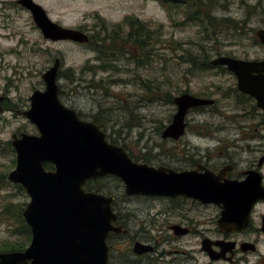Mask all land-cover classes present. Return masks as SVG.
<instances>
[{
    "label": "rangeland",
    "instance_id": "obj_1",
    "mask_svg": "<svg viewBox=\"0 0 264 264\" xmlns=\"http://www.w3.org/2000/svg\"><path fill=\"white\" fill-rule=\"evenodd\" d=\"M42 1L56 20L61 19L70 26L85 23V19L93 24L94 10L101 5L104 13H116L117 19H122L127 11L143 13L150 29H156L164 21L166 31L162 41L152 40L147 46L153 49L149 63L139 64L134 58L112 63L113 69L107 63L106 70L98 67L102 62L94 47L45 41L29 13L9 5V9L0 12V27L8 25L0 29V95L8 97L5 110L0 113V247L28 242L25 236L14 231L21 210L31 198L23 186L19 188L7 176L17 163L11 140L14 132L38 133L24 111L31 107L33 91L45 90L43 73L56 59L61 61L58 82L62 102L77 110L81 118L98 121L110 141L127 151L136 150L140 155L146 144L154 147L161 142L158 132L176 112L170 96L187 91L218 100V105L190 114L191 125L222 119L223 113H218L217 108L222 109L228 102L225 88L235 85L236 79L218 69L199 68L198 64L190 63L191 59L200 57L205 48H209L212 57L220 53L238 57L262 54L255 30L264 26V0H203L206 5H201L208 9L207 13L200 12L199 8L174 9L170 4L164 10L156 0H149L146 6L139 0ZM3 3L0 0V6ZM197 15L202 17L201 21L196 19ZM213 16L230 18L232 23L215 25ZM241 24L244 32L238 31L237 26ZM118 78L122 79L115 80ZM161 83H165L164 88ZM166 92L171 95L168 97ZM191 130L196 129L190 126ZM120 184L114 177H106L90 186L110 193L121 191ZM253 221L255 225L259 223L258 218ZM239 238L252 240L248 234ZM259 248L260 253L243 252L249 262L242 264H264V236Z\"/></svg>",
    "mask_w": 264,
    "mask_h": 264
},
{
    "label": "flooded vegetation",
    "instance_id": "obj_2",
    "mask_svg": "<svg viewBox=\"0 0 264 264\" xmlns=\"http://www.w3.org/2000/svg\"><path fill=\"white\" fill-rule=\"evenodd\" d=\"M2 1L4 3L0 6V12L3 13L4 10L9 9L7 5L12 8L18 7L31 15L35 28L45 41H56L45 35L37 24L34 12L30 7L19 0ZM33 1L43 7L53 21L65 27L78 28L89 35L87 42L59 41L94 47L98 52V59L102 62L101 65H98L99 68L107 70L109 69L107 63H110V69H113L112 63L115 64L116 61L129 62L134 58L139 64H147L153 52V49H148L147 46L152 40L162 41L164 39L166 23L159 22L157 30L155 28L152 30L149 20L142 17L143 13L127 11L122 19H117L116 13H104L102 6L99 5L92 16L93 24L88 23L85 19V23L70 26L62 22L61 19L56 20L42 0ZM139 1L144 2L146 6L149 0ZM156 1L164 10L170 4L172 8L179 10L184 7L186 9L199 8L200 12L207 13L208 11L202 7V5H206L203 0ZM5 18L9 19L10 17L6 16ZM6 27L8 28V25L3 24L0 29ZM243 27L242 24L237 26L238 31L244 32ZM260 29H264V26L255 30L256 38L261 45L262 54L260 56L238 57L220 53V55L212 57L209 48H205L200 57L190 61L192 64H198L199 68L218 69L220 72L229 73L236 79L235 85L225 88L228 89V94L225 97L228 102L223 105L222 109L217 108L218 113H223L221 120H206L191 125L189 115L194 111L202 112L208 106L218 105V100L215 98L196 95L212 99L213 103L189 109L183 133L178 137H164L163 133L173 122L178 111L175 98L187 91L180 92L172 98L171 93L166 92V95L174 101L176 112L173 114L172 120L159 130L161 142L156 143L154 147L146 144L143 147L144 152H141L140 155L136 150L127 151L124 147L135 162L163 168L168 171L167 174L170 173V170L177 173H194L195 180L191 176H185V179H180V183L178 182L179 184L174 187V191L180 193L170 195L129 194L124 181L111 174L87 180L84 185L85 190L110 195L114 198L112 209L116 218L112 222L115 229L110 231L107 237L108 264H242L249 262L242 255L243 252L250 250L252 253H260V240L264 236V109L258 105V101L253 95L239 89L238 76L233 70L225 64L214 63V60L221 56L264 61V43L257 33ZM110 49H112L111 52ZM114 66V69H117V66ZM127 68L125 67V70ZM258 73L264 74V70L254 72V74ZM119 79L122 78L115 80ZM161 86L164 88L165 83H161ZM4 95H0L4 97L3 103L8 98L6 94ZM171 100L168 99V101ZM4 105L5 103L2 112L5 110ZM78 114L80 116L79 112ZM190 126L196 130L189 131ZM22 133L30 132H14L12 140L15 135L20 137ZM50 165L46 163L45 167L53 169L54 166L50 168L52 166ZM13 169L8 172V178ZM106 177H114L119 180L121 184L118 185V188L121 191L104 193L90 186L95 179ZM187 177L195 186L187 184ZM163 180L167 182L169 179L165 176ZM235 182L242 186L234 184ZM18 187L22 188L20 184ZM221 189L224 191L225 204L222 201H214L207 194L208 191ZM26 206L17 218L14 231L25 236L28 239L27 244L2 245L0 253L25 252L31 245L33 231L24 216ZM226 206L241 208L245 213V215H241L245 218H234L232 225L227 224V227H223L220 222ZM249 209L251 211L248 213ZM246 214H249L247 215L249 220ZM254 218H258L257 225L254 224ZM246 234L252 236V240L239 238ZM246 242L251 245L245 247ZM51 246L53 245L51 244ZM31 262L32 259H29L23 264ZM55 263V261H51L49 264Z\"/></svg>",
    "mask_w": 264,
    "mask_h": 264
},
{
    "label": "water",
    "instance_id": "obj_3",
    "mask_svg": "<svg viewBox=\"0 0 264 264\" xmlns=\"http://www.w3.org/2000/svg\"><path fill=\"white\" fill-rule=\"evenodd\" d=\"M19 1L33 10L37 24L47 37L56 41H89L86 32L53 21L33 0ZM257 33L264 43V29ZM214 63L225 64L233 70L238 76L239 89L253 95L264 109V74H254L264 70V61L221 56ZM60 65V59H56L43 73L45 90L37 89L32 93L31 107L25 111L39 133H22L12 140L17 166L9 173V178L21 184L31 198L24 216L32 227L33 240L25 252L0 253V264H23L29 259H32L29 264L51 261L55 264H108L107 237L115 229L112 223L116 218L112 209L114 198L85 190L89 179L116 175L124 181L129 194L158 195L180 193L175 192L174 187L185 176L195 180L194 173L170 170L167 174L163 168L133 161L123 146L108 140L107 133L96 122L82 119L75 109L64 104L58 82ZM3 100L0 96V113ZM175 103L178 111L163 133L164 137L180 136L189 109L211 104L213 100L187 92L177 96ZM46 163L53 164L54 168L47 169ZM165 176L169 179L167 182L163 180ZM188 177L187 184L195 186ZM207 194L214 201L226 203L223 189ZM242 211L226 206L221 225H232L234 218L244 219ZM250 245L246 242L245 247Z\"/></svg>",
    "mask_w": 264,
    "mask_h": 264
},
{
    "label": "trees",
    "instance_id": "obj_4",
    "mask_svg": "<svg viewBox=\"0 0 264 264\" xmlns=\"http://www.w3.org/2000/svg\"><path fill=\"white\" fill-rule=\"evenodd\" d=\"M199 14V13H198ZM200 15V14H199ZM197 15L196 19L198 21L202 20V17ZM209 15V14H208ZM195 14H191V17H195ZM211 18V17H210ZM204 23V22H203ZM213 24L215 25H222V24H227V23H232V20L230 18L227 17H221V18H217L216 16H213ZM112 51V49H110V52ZM97 123L100 125V123L97 121ZM95 181H99V179H95ZM94 183V182H93Z\"/></svg>",
    "mask_w": 264,
    "mask_h": 264
}]
</instances>
